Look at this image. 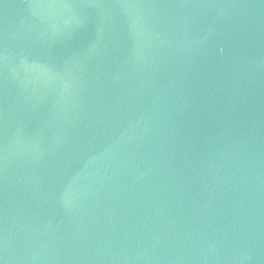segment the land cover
I'll list each match as a JSON object with an SVG mask.
<instances>
[{
    "label": "water",
    "instance_id": "95a60500",
    "mask_svg": "<svg viewBox=\"0 0 264 264\" xmlns=\"http://www.w3.org/2000/svg\"><path fill=\"white\" fill-rule=\"evenodd\" d=\"M0 264H264V0H0Z\"/></svg>",
    "mask_w": 264,
    "mask_h": 264
}]
</instances>
